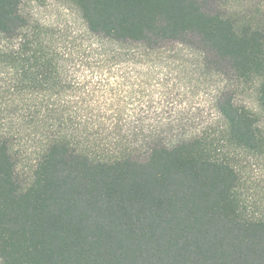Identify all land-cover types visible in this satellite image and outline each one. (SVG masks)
<instances>
[{
  "label": "trees",
  "instance_id": "trees-1",
  "mask_svg": "<svg viewBox=\"0 0 264 264\" xmlns=\"http://www.w3.org/2000/svg\"><path fill=\"white\" fill-rule=\"evenodd\" d=\"M63 2L79 30L0 0V115L25 109L38 145L22 181L0 131V264H264V216L228 151L264 152V25L216 0ZM167 44L254 83L259 112L223 86L216 131L169 138L186 123L150 83Z\"/></svg>",
  "mask_w": 264,
  "mask_h": 264
},
{
  "label": "rangeland",
  "instance_id": "rangeland-1",
  "mask_svg": "<svg viewBox=\"0 0 264 264\" xmlns=\"http://www.w3.org/2000/svg\"><path fill=\"white\" fill-rule=\"evenodd\" d=\"M216 5L227 6L252 17L264 25V0H216ZM215 6V5H214ZM23 8L32 19L45 24H60L77 31L81 21L75 8L63 0H23ZM178 45L167 44L163 59H152L155 68L150 73L152 86L161 82L165 96L159 101L152 98L151 105L164 107V116L175 119L186 127L168 133L169 138L188 136L196 130H217L222 120L215 108L217 90L229 89L238 104L259 112L256 85L233 77L216 75L214 70H203L197 58L175 57ZM178 58V59H176ZM184 64V65H182ZM25 109L7 110L0 115V131L12 146L16 172L22 181H28L36 164V122H30ZM264 130V118L260 116ZM234 156L241 176L240 192L249 212L264 216V152L253 154L242 149L228 148Z\"/></svg>",
  "mask_w": 264,
  "mask_h": 264
}]
</instances>
